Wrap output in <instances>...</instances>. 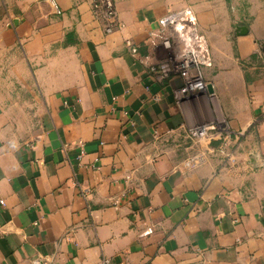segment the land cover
<instances>
[{
    "label": "crops",
    "instance_id": "obj_1",
    "mask_svg": "<svg viewBox=\"0 0 264 264\" xmlns=\"http://www.w3.org/2000/svg\"><path fill=\"white\" fill-rule=\"evenodd\" d=\"M114 1L107 35L92 0H0V264H264V0ZM187 7L214 93L177 104L150 34Z\"/></svg>",
    "mask_w": 264,
    "mask_h": 264
},
{
    "label": "built area",
    "instance_id": "obj_2",
    "mask_svg": "<svg viewBox=\"0 0 264 264\" xmlns=\"http://www.w3.org/2000/svg\"><path fill=\"white\" fill-rule=\"evenodd\" d=\"M52 5L58 10L55 0ZM92 10L97 21L102 24L105 34L119 31L122 25L114 0H92ZM160 30L150 34V38L158 40L167 51L177 50L174 58L151 63L149 72L161 89H166L175 77L182 80V86L175 92L177 104H182L194 96H200L207 91L205 69L212 66L211 55L206 38L200 33L197 16L191 7L171 11L159 20ZM126 46L136 53L131 40H126ZM126 114V113H125ZM216 126H205L190 130L192 138H204L211 131H217ZM82 146V145H81ZM84 155L81 152L79 158ZM194 162L201 164L203 158ZM154 228H148L147 234H153ZM30 264H59L54 256H38ZM101 264H112L109 258H103Z\"/></svg>",
    "mask_w": 264,
    "mask_h": 264
},
{
    "label": "water",
    "instance_id": "obj_3",
    "mask_svg": "<svg viewBox=\"0 0 264 264\" xmlns=\"http://www.w3.org/2000/svg\"><path fill=\"white\" fill-rule=\"evenodd\" d=\"M238 34L239 35H246L247 34V29L246 28H239L238 29ZM208 91L210 94H213L214 93V90H213V87L211 85L208 86Z\"/></svg>",
    "mask_w": 264,
    "mask_h": 264
},
{
    "label": "rangeland",
    "instance_id": "obj_4",
    "mask_svg": "<svg viewBox=\"0 0 264 264\" xmlns=\"http://www.w3.org/2000/svg\"><path fill=\"white\" fill-rule=\"evenodd\" d=\"M176 54H177V50H173L171 52H167L166 53L167 56H165V57H168V58L171 57V58H173Z\"/></svg>",
    "mask_w": 264,
    "mask_h": 264
}]
</instances>
